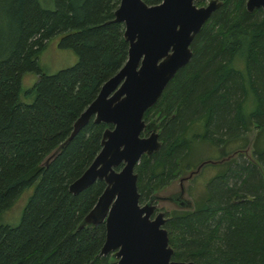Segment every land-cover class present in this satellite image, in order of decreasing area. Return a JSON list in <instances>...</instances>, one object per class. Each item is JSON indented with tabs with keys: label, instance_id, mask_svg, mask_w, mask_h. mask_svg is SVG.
Returning a JSON list of instances; mask_svg holds the SVG:
<instances>
[{
	"label": "trees",
	"instance_id": "1",
	"mask_svg": "<svg viewBox=\"0 0 264 264\" xmlns=\"http://www.w3.org/2000/svg\"><path fill=\"white\" fill-rule=\"evenodd\" d=\"M51 1L0 0V216L31 188L18 221L0 223V264H114L109 254L98 255L102 223L76 228L103 182L75 195L67 190L98 152L106 125L89 120L43 160L126 59L123 25L112 20L119 0ZM54 37L76 61L46 73L37 55ZM189 45L188 62L143 114L145 121L155 116L161 144L135 165L138 201L166 185L177 165L202 161L196 145L219 149L209 158L224 156L254 129L250 156L237 154L245 162L209 165L217 172L192 208L166 212L162 227L173 260L264 264V12L222 0ZM24 73L36 75L30 103L18 101Z\"/></svg>",
	"mask_w": 264,
	"mask_h": 264
},
{
	"label": "water",
	"instance_id": "2",
	"mask_svg": "<svg viewBox=\"0 0 264 264\" xmlns=\"http://www.w3.org/2000/svg\"><path fill=\"white\" fill-rule=\"evenodd\" d=\"M221 3L222 0H207L201 5L194 0H160L150 4L144 0H119L112 20L123 25L126 59L75 118L68 136L43 160L46 164L89 120L106 125L98 152L67 190L75 195L96 180L103 182L102 191L76 228L102 223L104 239L98 255L111 253L114 264H193L190 260L171 259L173 250L162 227L166 220L164 212L160 210L150 218L156 207L152 201L161 197L156 190L139 204L134 167L142 155L149 157L161 144L158 124L144 121L145 110L188 62L193 35ZM244 7L247 11L261 8L264 12V0H244ZM247 145L234 151L241 153ZM227 157L203 159L188 169V177L206 165L226 161ZM182 194L180 185L178 193L162 199L176 204L175 210L191 209L192 200L190 204L181 198Z\"/></svg>",
	"mask_w": 264,
	"mask_h": 264
},
{
	"label": "rangeland",
	"instance_id": "3",
	"mask_svg": "<svg viewBox=\"0 0 264 264\" xmlns=\"http://www.w3.org/2000/svg\"><path fill=\"white\" fill-rule=\"evenodd\" d=\"M38 1L45 6L52 5L51 0H38ZM55 38L56 37H54L52 40H49L37 55V63L40 66V68H42L46 73L55 72L58 69L68 67L74 64V62L76 61V55L72 52V50L69 48H63L58 46L55 43ZM35 80H36V75L34 73H24L21 75L20 92L18 95L19 102L30 103L32 101L33 94L30 90L32 89V85L34 84ZM254 134H255L254 129L249 131V133L248 132L246 133V138H247L246 144L248 145L244 149V151L241 152V155H244L246 157L250 155L251 153L250 143H252L251 140L254 137ZM241 144L238 146H241ZM230 146L231 148L226 147L227 152L224 154V156L226 157L228 155V157L225 158V160H228L230 162L237 161L241 164L242 162H245V160L242 159V156H237L239 151H234L236 148H234L233 145ZM196 148L198 149L199 155L201 154L200 157L202 156L203 159L214 157L216 153H219L218 148L210 147V145L207 147L196 145ZM220 157H222V154L216 157L215 159H218ZM213 168H214L213 166L206 165L201 169L199 173L194 174L190 177H188L189 175L188 169L181 172V174L177 176L178 178L177 177L174 178L168 185H165L156 191V194L159 197H161L159 201L155 202L156 207L163 212H168L170 210L178 209L176 204L162 198L178 193L180 190V185L181 188L183 189V194L181 195V198L187 200L191 204V200L193 199V197L199 195L202 192L204 182L213 175L214 172ZM215 168H218V166H215ZM191 169H193V167ZM181 178L184 179L179 182ZM226 183L230 185L232 181L227 180ZM30 191L31 188L26 189L23 192L22 196L18 199V201L12 206L11 210L1 214L0 223H8L14 225L18 221L20 210L24 205L26 201V197L30 193ZM143 201H140V203H142Z\"/></svg>",
	"mask_w": 264,
	"mask_h": 264
},
{
	"label": "flooded vegetation",
	"instance_id": "4",
	"mask_svg": "<svg viewBox=\"0 0 264 264\" xmlns=\"http://www.w3.org/2000/svg\"><path fill=\"white\" fill-rule=\"evenodd\" d=\"M197 1L198 0H194V3L196 4V5H201V4H205L206 2H207V0H203V2H201V3H197ZM217 8V7H216ZM195 35V34H194ZM193 35V36H194ZM193 38V37H192ZM150 120H153V123H158L157 122V120H156V118H155V116H153V117H151V119ZM150 120H147V121H150ZM145 121V120H144ZM147 121H145V122H147ZM160 135V134H159ZM159 138V137H158ZM138 163V162H137ZM217 166V165H216ZM120 166H118L116 169H118ZM214 168H213V170H214V172H213V175L217 172V169L218 168H215V166H213ZM135 168V167H134ZM189 167L187 166H183V165H181V167L179 166L178 167V165H177V167H176V169H175V172H174V174L172 173V174H170L169 175V178H168V180L166 181L167 182V184L166 185H168L174 178H176L177 176H179L180 174H181V172H183V171H185V170H187ZM135 172V171H134ZM136 173V172H135ZM137 175V174H136ZM212 175V176H213ZM178 178V177H177ZM165 186V185H164ZM160 187V186H159ZM161 187H163V186H161ZM160 187V188H161ZM158 190V189H157ZM149 195L150 194H148L147 195V198L142 202V203H140L139 201V204H143L147 199H148V197H149ZM155 202H157V201H152V203H155ZM156 204V203H155ZM158 211H160V209L159 208H157V207H155V209L152 211V213L150 214V218H153L154 216H155V214L158 212ZM164 217L166 218L167 217V213L166 212H164ZM109 254V256H110V254L111 253H108Z\"/></svg>",
	"mask_w": 264,
	"mask_h": 264
}]
</instances>
